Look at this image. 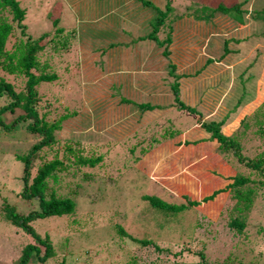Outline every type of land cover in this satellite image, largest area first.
Wrapping results in <instances>:
<instances>
[{"label": "rangeland", "instance_id": "obj_1", "mask_svg": "<svg viewBox=\"0 0 264 264\" xmlns=\"http://www.w3.org/2000/svg\"><path fill=\"white\" fill-rule=\"evenodd\" d=\"M16 1L24 9L20 22L13 18L9 6L0 9V21L12 26L5 49L14 51L27 40H37L42 47L35 50L39 67L33 68V72L37 74L41 69L56 76L50 82L41 81L36 85L38 100L35 107L38 116L47 124L59 125L53 131L57 142L40 149V158L33 159L30 171L33 176L44 160L56 155L63 165L56 172L57 179L48 181V189H53L57 196L70 197L75 202V209L71 213L42 216L30 221L41 238H48L54 254L42 263L30 261L29 264H213L221 261L228 251H232L234 262L264 263L263 195L254 199L253 207L247 214L245 230L237 233L232 247L226 242L231 236L227 233V218L220 217L222 211L219 206L213 215L206 214L207 218L204 213L207 207H199L200 203L179 211L175 209L186 199L202 198L204 193L210 192L214 186L211 180L215 175L210 171H218L221 166H227L232 173L245 174L251 180L264 181V128H258L256 124L245 130L238 127V121L234 119L241 117L242 112L230 116L224 125L226 134L237 136L245 160L263 159L262 170L249 168L231 152L219 153L215 144L205 142L198 143L194 148L176 145L173 141H156L153 144L159 145L158 148L151 149L153 145L148 146L151 137L161 139L166 128L187 126L195 114L184 110L176 118L178 112L172 108L163 112L139 111L110 96L109 87L118 79L116 74L127 69L135 72L136 77H132L134 83H142L143 74L146 73L143 66L158 65V78L170 79L167 70H162L160 63L164 62L160 56L136 68L126 47L122 49L120 44L113 45L116 52L120 51L119 54H112L113 48L107 51L109 41L130 44L131 39L141 36L138 33L140 20L146 16L132 9L135 7L133 1L122 0L113 4L109 0V3L100 5L94 0ZM183 1L187 3L189 0ZM233 1L236 0H211L207 5L215 6L217 2L230 5ZM89 6L93 7V11L88 9ZM244 7L258 8L260 3L248 0ZM121 17L119 23L118 18ZM80 21L78 28L82 29H78L79 32H96L98 36L95 38L105 47L104 52L98 45L91 46L89 41L84 40L86 37L80 38L78 30L76 34L70 33L68 36L53 33L57 27L75 28ZM219 21L221 23L216 19L218 27L224 26L225 30L220 29L226 36H247L253 30L251 27L242 30L246 23L236 26L226 15ZM125 28L131 32H122ZM163 30H158L159 38H165ZM202 31L204 34L207 32L204 39L207 40L206 45L209 44L208 48L205 46V51L210 55L211 52L215 54V50H221L222 40L214 34L216 30L207 26ZM41 35H44L43 39H39ZM251 35L233 46L239 48L245 44L244 41L255 40ZM192 37L193 34L187 36L186 40L179 37L181 45L188 46L184 51L187 53L183 52L188 56L181 60L177 68L180 73L190 74L193 69L197 71L207 59L202 54L203 46L200 49ZM63 40L64 43H60ZM63 44L66 45L64 48ZM248 46L247 55L243 51L232 52L231 60L237 58V61L230 63L221 59L220 64L216 65L219 62L214 57L216 61H211L197 77L182 80L185 94L180 89L181 97L190 105H200L202 119H219L225 104L233 106L239 99L242 108L248 104L245 110L249 112L251 108L248 106H256L264 99V44L257 41ZM172 55L174 57L175 52ZM0 78L11 83L16 91L25 90V76L10 71L4 61L0 63ZM197 84L200 86L195 88ZM129 95L138 99L137 95ZM259 110H256L253 120L262 115ZM20 112L18 108L6 111L1 119L8 124ZM66 113H70V116L64 118ZM25 124L23 121V124L16 123L10 128L0 124V202L9 203L19 212L38 208L37 202L24 199L19 193L22 165L17 154L26 152L39 140V136H33ZM190 129H195V125H190L179 134L183 140H187L186 136L189 139L199 137L190 136ZM205 148L207 153H202ZM75 155L83 158L101 156V159L90 166L78 163ZM260 191L262 194L264 188ZM145 195H154L170 207L167 209L150 204ZM114 211L120 216L117 222L115 219L118 216L111 214ZM205 219L206 223L207 219L212 221L204 224L202 221ZM117 227H122L133 237L151 239L154 243L143 245L127 237L121 240ZM33 242V238L23 229L17 228L16 231L0 214V264H15L24 247ZM154 245L162 249L158 250ZM258 253L261 255L256 257Z\"/></svg>", "mask_w": 264, "mask_h": 264}, {"label": "trees", "instance_id": "obj_2", "mask_svg": "<svg viewBox=\"0 0 264 264\" xmlns=\"http://www.w3.org/2000/svg\"><path fill=\"white\" fill-rule=\"evenodd\" d=\"M80 1L84 2L85 0ZM108 1L109 0H94L93 2L100 5V3H109ZM110 1L113 4H116L118 1L122 0ZM132 1L135 5V7L132 9L136 12L142 13L143 16H146L140 20L141 28L138 30V33L141 34V36H136L135 38L131 39L130 44L120 41H109L110 43L108 44L107 51L113 48V45L120 44L122 49L123 47H126L129 54H131L132 61L136 68L141 63L152 60L156 56H160L164 62L160 63L163 65L162 70H167V74L170 79L167 77L162 79L158 78L159 75H156V71L160 70L157 69L158 65L155 67L143 66V70L146 73L143 74L144 79L142 81L140 79L142 83H134L132 77H136V74L134 71L127 69L126 72L121 71L116 74L118 79L112 82L111 86L109 87L110 96L113 95V97H117L119 103L126 102L125 104H129L131 108L136 107V109L139 111L157 110L159 112H163L166 111V109L171 110L172 108L174 112H178L175 114L176 118L178 115H181V112L184 110L195 114V116H193L195 119L192 118L193 121H191L188 125L186 124L187 126L183 128L180 126H173L171 129L166 128L161 134V139H158L156 136L151 137V142L149 141L148 146L151 147L153 145L151 147V149H153L155 146L153 143L156 141L159 143L171 138L173 139L184 129L194 124L195 129H190L189 134L196 136V134L198 135L201 133L202 135H198L199 137L195 139L183 140L182 142L178 140L174 144H183L184 146L192 147L196 146L200 142H205L206 144H215L219 153L223 154V152H231L237 157L241 164L244 162L245 164L243 165L249 168L251 167L253 169H260L263 159L258 158L245 160V157L240 152V145L238 139L236 138L237 136L226 134L224 132V125L230 116L235 115V113L238 114L239 112H242V115H240L241 117L237 116L234 119L235 121H238V127L245 130L247 127H252L256 124L258 128L260 127L263 129L264 99L258 103L259 105L257 104L256 106L252 107L248 106L251 108L249 112L245 110L248 104H245L244 108H242L241 104H239V99L238 102L233 106L225 104V110L219 119L209 118L208 120H204L201 116L202 112L199 110L201 108L200 105L197 103L195 105H190L187 103L184 98L181 97L180 89L185 94L182 80L190 79L195 75V77H197L199 73L201 74V72L204 71L207 66H209L211 61L218 60L217 62L219 63L216 65L220 64L221 59H225L227 62L229 61L231 63V61H237V58H232L231 60L232 52L239 53L243 51L244 55H247L248 53L246 54V51L249 49L248 45H253L257 41H262V44H264V0H254V3H260V7H254L253 9L244 7L248 0H236L230 2V5H227L223 2H217L215 6H211L209 4L207 5V2L211 0H189L187 3L183 0ZM8 6L11 8L13 18L20 22L24 17V9L18 6V2L16 0H0V9ZM90 8L93 11V7L89 6L88 9ZM85 9L87 10V7ZM224 15L228 16L236 26L246 23V27L241 28L242 30H245L248 27L253 28V30L250 31L247 36H231V34L229 36L224 35V33L221 31V29H224V26L218 27V24L216 23V19L218 23H221L219 20H221ZM121 19L122 17L118 18L119 23ZM131 20L132 17L130 18L129 23ZM81 22L82 21H80L78 25L75 26V28L65 29L63 27H57L54 29L53 33L56 35H60L62 33L63 35L66 34L67 36L70 33L76 34L78 29H82V27L78 28ZM118 24L115 25L117 26ZM207 26H212L213 29L216 30L214 34L222 40L221 50H215L213 51L215 54L211 52L210 55L207 51H205V46L207 48L209 47V44L206 45L207 40L205 41L204 39V37L207 35V32L204 34V31H202ZM11 27L12 26L10 23L3 20L0 21V63L4 61V64L6 65L7 63L9 66L10 71H16V73L25 76V90L16 91L13 89V85L11 83L0 78V124H2L5 128H10L16 123L19 125L20 123L23 124V121H25L27 130L31 132L33 136H39L38 142L34 143L30 149L24 153L17 154V158L20 160L22 165V173L19 176V181L21 183L19 192L20 196L31 202H37L38 208L30 209L27 212H19L9 203L2 201L0 202V214L11 227L16 229V231L17 228H21L34 240L33 243H28L24 247V249L21 251L20 258L15 264H29L30 261L42 263L46 259L51 258V256L54 254V248H52V245L48 241L47 237L41 238L35 232L34 228L30 225V221L42 216L71 213L75 209V202L70 197L57 196L55 195L53 189H48V181L50 179H57L56 172L62 169L61 167L63 165L62 160L58 159L56 155H54V157L49 160H44L37 167L35 174L33 176L31 174L30 169L33 159L35 157L40 158V149L44 146H51L53 142H57V139L53 135V131L54 129L58 128L59 125L47 124L42 117L38 116V111L35 107L36 101L38 100L36 85L41 81L50 82L54 80L56 76L54 73H48L46 71H42L41 69H39L37 74L33 72V68L38 69L39 67V62L35 58V50L42 47V45L38 44L37 40H27L24 44L21 43L18 46V49H15L14 51H8L5 49V42L7 40L8 34L10 33ZM160 28L164 29L163 31L165 32V38H159L157 36V32ZM79 30L77 31V34H79L80 38L86 37L84 40L89 41L91 46L98 45L101 47V52L105 51V47H102L99 43H97L95 36H98V34L96 32L92 31V33H90L89 31H86L82 33L79 32ZM124 31L127 33L131 32L128 28H125L122 32ZM112 32L113 31H111V33ZM191 34H193L192 41L195 42L194 44H199L200 49L203 46L202 54L204 53V56H206L207 59H205V62L197 71L193 69L194 71L190 74L189 72L180 73L178 72L177 68L179 64L181 65V60L185 56H188L184 54L187 53L184 51L188 46L185 47L183 46L184 44L181 45L182 43L178 40L179 37H182L186 40V37ZM250 34H253L251 36H254L255 40L251 42H245L244 40L248 39ZM238 37L241 38L238 39ZM43 38L44 35H41L39 39ZM89 38L91 39L89 40ZM240 39H244L242 41H244L243 43L245 44L239 48L233 46L235 43H238ZM60 43H64V40ZM228 43L230 44L228 45ZM65 46L66 45L63 44V48ZM229 47H232V49ZM92 48L95 49V47ZM144 50L146 51L143 52ZM172 52H175L176 54L174 57ZM113 53L119 54L120 51L116 52L113 48L112 54ZM202 54L201 56H203ZM227 56L229 58H227ZM214 57L218 59L215 58V60ZM42 67L44 66L42 65ZM241 76L242 75H239V77ZM207 77L211 80L208 74ZM167 79L168 81H166ZM199 86L200 84H197L195 88H198ZM165 88H167V90ZM159 91L160 93H158ZM130 93L137 95L136 97L138 99L130 96ZM165 95L168 97V99L165 97ZM162 99L164 102H161ZM15 108L20 109L21 112L14 115L8 124L5 123L1 119V115L6 111H13ZM238 109L240 111H238ZM257 109H260L259 111L262 115L253 120V116H255ZM67 116H70V113L63 115L64 118ZM197 117L199 120H197ZM26 120H28V122ZM202 131H204L205 134H203ZM242 132L244 131H240V133ZM250 137L253 138L252 135ZM207 149L205 148V151L202 153H207ZM42 155L43 154H41V156ZM76 156L78 163L87 164L90 166L94 165L101 159V156L97 158H83L82 156L75 155V157ZM217 170L218 171H210L213 174L215 173V175H213V180H211L214 186L210 192L206 194L204 193L202 198L186 199L185 203H182L180 206L177 205L175 209H178L177 211H179L184 207H191L200 203L199 207H207L205 209L207 211L204 212L205 217L207 218L208 216L206 214H209L210 216L213 215V212L216 211V208L219 206L222 211L220 217L223 219L224 217L227 218L226 225L229 228L227 233L231 236L226 242H229V245H231L230 247H232V244H234L232 241L235 240L237 233L245 230L244 228L247 221V214L253 207L252 205L254 199H256L258 196H264V192L261 194L260 191L262 187L264 188V181L251 180L249 176L239 172L232 173L230 169L228 170L227 166H221ZM172 192L181 194L180 191L176 190H172ZM144 198L150 201V204L152 203L153 205L160 206L161 208L168 209V207H170V205L166 204L163 202V200L154 195H145ZM226 201L230 203H225ZM171 207L174 208L175 206ZM212 208L214 210H212ZM111 214H115V216L113 215L114 217L118 216V218L115 219V222H117V219L120 218L119 213L114 211ZM207 221L208 222L206 223L205 219L202 221V223L210 224L212 220L207 219ZM198 225H201V223H198ZM117 234L121 240H123L124 237H127L130 240L139 242L143 245L154 243L151 239H138L133 237L122 227H117ZM154 246L158 250L162 249L159 246ZM231 252L232 251H228L221 261L214 262L213 264H243L240 261L234 262V259L231 257ZM260 255L261 254L258 253L256 257H259ZM253 261L256 262L254 258Z\"/></svg>", "mask_w": 264, "mask_h": 264}, {"label": "crops", "instance_id": "obj_3", "mask_svg": "<svg viewBox=\"0 0 264 264\" xmlns=\"http://www.w3.org/2000/svg\"><path fill=\"white\" fill-rule=\"evenodd\" d=\"M194 130V129H193ZM189 132V131H188ZM197 132V131H196ZM181 133H183V132H181ZM180 134V133H179ZM198 135H202L201 133L200 134H198ZM197 134H196V136H198ZM190 136H193V135H190ZM195 136V137H196ZM186 139H189L188 138V136H186ZM191 139H193V137L191 138ZM178 140H180L181 142L183 141V139H182V136H180V135H178V136H176L175 138H171V139H168V140H166V141H173L174 143L176 142V141H178ZM159 143H162V142H159ZM167 143H169V142H167ZM171 143V142H170ZM158 146L159 145H156L153 149L154 150H156V148H158ZM174 146V145H173Z\"/></svg>", "mask_w": 264, "mask_h": 264}]
</instances>
